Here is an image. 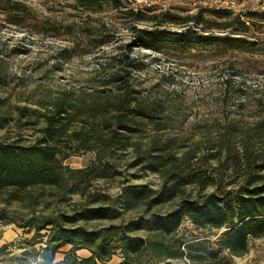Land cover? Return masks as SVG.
I'll return each instance as SVG.
<instances>
[{
    "label": "rangeland",
    "instance_id": "rangeland-1",
    "mask_svg": "<svg viewBox=\"0 0 264 264\" xmlns=\"http://www.w3.org/2000/svg\"><path fill=\"white\" fill-rule=\"evenodd\" d=\"M9 1L21 4L25 13L0 8V142L32 145L41 137L45 115H51L57 104H77L80 110L56 142L60 156H67L63 165L73 170L107 165L113 172L88 184L71 173L62 186L0 191V264L41 263L40 252L48 235V226L41 228L45 218L69 215L82 207L118 209L121 216L117 219L79 224L99 230L126 226L140 217H163L175 210L181 193L168 202L149 206L143 202L126 209L121 203L124 190L145 186L157 193L170 184L166 183L172 177L170 172L189 177L200 170L215 174L221 185L231 183L228 187H232L245 179V159L264 163V22L255 18L245 37L253 45L242 51L167 45L153 51L135 42L136 29H184L151 17L163 11L184 16L201 8H227L243 15L263 12L264 0H120L121 11L99 13L76 10L72 0ZM129 10L140 11L146 21L134 20L125 13ZM126 56L139 66L128 72L122 88L137 91L138 97L156 110L134 133L113 126L121 92L113 85L101 84L105 75L125 67ZM112 129L128 137L127 144L107 149L105 141ZM162 149L172 155L176 166L170 168L167 160L161 171L168 169V173L146 169L148 162H154L152 156L167 154ZM219 154L220 160L214 158ZM237 159L239 165L233 167L232 161ZM257 172L264 176V170ZM182 191L196 196L211 192L212 187L200 189L193 183ZM220 232L196 229L183 220L166 243L175 239L192 246L180 248L187 252L185 256L165 260L152 234L133 230L125 235L146 242L139 264H149L145 260L159 264H264V236L250 240L243 256H232L214 244ZM69 248H61L54 260L61 261ZM75 255L81 261L91 257V252L78 249ZM93 264H124V260L115 252L108 260L96 259Z\"/></svg>",
    "mask_w": 264,
    "mask_h": 264
},
{
    "label": "trees",
    "instance_id": "trees-1",
    "mask_svg": "<svg viewBox=\"0 0 264 264\" xmlns=\"http://www.w3.org/2000/svg\"><path fill=\"white\" fill-rule=\"evenodd\" d=\"M72 1V6L76 10L91 13H99L106 9L121 11L120 8L123 7L120 0ZM0 8L8 13L20 11L21 14L25 13L21 4L9 0H0ZM125 13L134 20L146 21L144 14L140 11L129 10ZM151 17H160L161 22L179 25L184 29L179 32H170L157 27L136 29L137 46L153 51H158L167 45L177 49L208 47L215 48L219 52H227L251 48L253 43L245 37L250 26L254 25L255 18L264 22V11H249L240 15L227 8H201L194 14L184 16L163 11ZM102 44L101 42L100 45ZM125 58V67L121 71L114 69L105 75L101 84L113 85L118 92H121L115 104L113 126L134 133L143 121L150 120L154 116L156 110L144 103L138 97L137 91L122 88L127 83L128 72L139 66L132 58L128 56ZM79 110L80 106L77 104L63 106L57 104L51 115H45V126L41 129V137L32 145L0 142V191L8 187L25 189L38 185L62 186L64 177L71 173L77 174L76 178H83L82 181L87 184L91 180L111 175L112 167L107 165L101 167L93 164L83 169L73 170L62 163L67 156H60L61 152L56 144L57 138L65 130L69 119ZM127 139L128 137L112 129L105 141V147L110 149V147L124 146L127 144ZM161 151L167 154L152 156L154 162H148L145 165L146 169L152 172L168 173L170 172L168 169L161 171L166 164L168 165L167 160L170 162V168L176 166L172 161V155L166 150ZM214 158L220 160L221 156L219 154ZM245 160L247 163L245 179L232 187H228L231 183L221 185V181H217L215 174L200 170L199 174L192 171L189 177L188 174L170 172L172 177L166 181L170 184L163 185L157 193H152L145 186H129L124 190L121 203L126 209H133L143 202L148 206L168 202L181 193L175 210L163 217L156 215L140 217L137 222L126 226L110 225L99 230L87 229L79 224L94 220L117 219L121 216L118 209L82 207L69 215L60 213L54 218H45V224L41 228L48 226L46 229L48 235L45 247L40 252V264H93L96 259L108 260L115 252H119L124 264H139L146 251V242L139 237L125 235L126 232L133 230H142L146 235L152 234L154 244L164 260L180 258L187 254L180 249L184 243L175 239H172L170 244L166 242L170 235L177 232L183 220H188L196 229L221 231L214 241L217 249L227 251L232 256H243L248 250L250 240L264 236V176L257 172L264 170V163H255L251 159ZM238 165V159L232 161L233 167ZM193 183H197L200 189L212 187V191L203 195L199 193L196 196H187L182 190L185 185ZM151 195L154 196L151 197ZM65 246H70L69 251L65 253L61 261H55L56 253ZM184 246L188 249L192 245L187 243ZM78 249L89 250L91 257L80 261L75 255ZM208 254L215 253L209 251ZM145 261L149 264H159L150 260Z\"/></svg>",
    "mask_w": 264,
    "mask_h": 264
}]
</instances>
